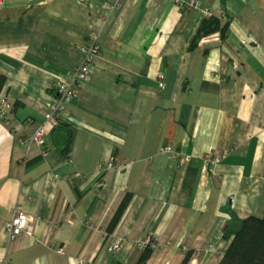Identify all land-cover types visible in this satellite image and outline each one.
Masks as SVG:
<instances>
[{
    "label": "crops",
    "instance_id": "obj_1",
    "mask_svg": "<svg viewBox=\"0 0 264 264\" xmlns=\"http://www.w3.org/2000/svg\"><path fill=\"white\" fill-rule=\"evenodd\" d=\"M93 34L92 74L54 128ZM1 80L0 264H138L145 240V264H220L263 217L264 0H4ZM40 127L46 145H26ZM15 211L33 236L7 238Z\"/></svg>",
    "mask_w": 264,
    "mask_h": 264
},
{
    "label": "built area",
    "instance_id": "obj_2",
    "mask_svg": "<svg viewBox=\"0 0 264 264\" xmlns=\"http://www.w3.org/2000/svg\"><path fill=\"white\" fill-rule=\"evenodd\" d=\"M112 6H118L121 0H109ZM4 0H0V8L3 6ZM195 0H190V4H194ZM207 16L211 15L209 12H205ZM99 52V45L97 35L93 34L89 40L88 45L83 48V57L80 66L76 69V72L68 79L62 81L58 86L59 98L56 99L49 107L46 121L52 127H57L60 124L61 113L69 108L77 99L80 89L89 80L92 74V65ZM160 80H163V76H160ZM163 85V82H161ZM13 112V105L7 96L0 94V120L6 119L11 116ZM26 145L36 144L40 147L46 145L45 141V129L43 127L38 128L29 140L25 142ZM45 152H43L44 154ZM189 160L188 157L185 158ZM116 161L113 160L109 164V168H114ZM33 220L22 212L15 211L11 220L6 223L5 233L9 240L15 239L20 234H27L33 236L34 225ZM143 249L152 247V243L145 240L142 244ZM119 249V244L114 243L110 246V250L115 252ZM80 264H86L81 261Z\"/></svg>",
    "mask_w": 264,
    "mask_h": 264
},
{
    "label": "trees",
    "instance_id": "obj_3",
    "mask_svg": "<svg viewBox=\"0 0 264 264\" xmlns=\"http://www.w3.org/2000/svg\"><path fill=\"white\" fill-rule=\"evenodd\" d=\"M206 29V23L203 30ZM3 81H0V86ZM131 197L127 195L114 216L109 231L118 225ZM152 254V249L143 250L138 264H145ZM190 253L183 264H188ZM220 264H264V215L262 218L248 217L233 231L232 242Z\"/></svg>",
    "mask_w": 264,
    "mask_h": 264
},
{
    "label": "rangeland",
    "instance_id": "obj_4",
    "mask_svg": "<svg viewBox=\"0 0 264 264\" xmlns=\"http://www.w3.org/2000/svg\"><path fill=\"white\" fill-rule=\"evenodd\" d=\"M150 248H152V247H150Z\"/></svg>",
    "mask_w": 264,
    "mask_h": 264
}]
</instances>
